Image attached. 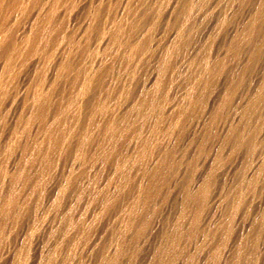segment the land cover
Masks as SVG:
<instances>
[{"label":"bare ground","instance_id":"bare-ground-1","mask_svg":"<svg viewBox=\"0 0 264 264\" xmlns=\"http://www.w3.org/2000/svg\"><path fill=\"white\" fill-rule=\"evenodd\" d=\"M39 237L264 264V0H0V264Z\"/></svg>","mask_w":264,"mask_h":264},{"label":"rangeland","instance_id":"rangeland-1","mask_svg":"<svg viewBox=\"0 0 264 264\" xmlns=\"http://www.w3.org/2000/svg\"><path fill=\"white\" fill-rule=\"evenodd\" d=\"M46 235V234H45ZM45 235L44 236H40V237H43V239H44V237H45ZM14 238H12L13 240H11V242L12 243H10V244H8L9 246H10V248H14L15 246H17L16 244L18 243L16 240L17 239H19V236L18 237H15V236H13ZM39 237V238H40ZM34 238L33 239V241L31 242V244H29L30 245V247H29V245H27L26 246V248H25V250H23L21 253L22 254H20L21 255V257H23V259H25V258H27V259H25V260H27L28 262H27V264H30L32 261H33V257H35V254H36V250H38L39 248H40V246H42L43 245V243H44V241L40 238ZM38 240V241H37ZM44 240H46V238L44 239ZM37 241V242H36ZM34 243V244H33ZM13 244H15V245H13ZM40 244V245H39ZM74 245H76V244H74ZM73 245V246H74ZM21 248V247H20ZM31 248H33V249H31ZM31 251H34V252H31ZM81 250L80 249H78L77 250V252H78V254H79V256H80V261H81V263L82 264H89V260H88V257L86 256V255H84V254H82L81 252H80ZM23 255H26L27 257H25V256H23ZM32 255V256H31ZM32 264V263H31Z\"/></svg>","mask_w":264,"mask_h":264}]
</instances>
